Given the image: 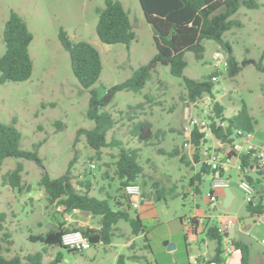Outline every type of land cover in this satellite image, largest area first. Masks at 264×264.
I'll list each match as a JSON object with an SVG mask.
<instances>
[{"label":"rangeland","instance_id":"obj_1","mask_svg":"<svg viewBox=\"0 0 264 264\" xmlns=\"http://www.w3.org/2000/svg\"><path fill=\"white\" fill-rule=\"evenodd\" d=\"M121 1L129 12L136 33V39L129 46L107 44L98 37L96 9L104 7L105 0H0V54L6 50L3 31L11 10L26 20L34 35L30 45L34 63L32 76L25 81L0 84V121L16 126L22 133V147L38 149L44 165L43 168L33 160L14 157L4 160L0 170V211L8 216L4 228L0 229V246L1 253L7 257L42 249L43 243L32 241L30 237L56 228L64 218L63 206L50 204L38 185L44 170L53 178L71 171L76 182H91L92 195L99 198L113 196L110 199L113 204L125 195L124 189L118 190L119 178L115 173L119 148L104 147L99 158L87 144L85 135L78 133L82 128L89 129L95 125L94 120L87 116L91 89L95 88L103 95L106 88L129 78L136 68L148 63L157 52L153 28L145 18L139 0ZM258 2L260 6L257 8L240 6L232 18L240 20L242 25H234L225 33V39L230 42L241 64L255 61L263 69L249 62L235 76H230L227 67L216 64L214 58L216 51L225 55L227 51L217 41L205 39L202 60L196 59L194 52H186L188 64L184 73L188 77L202 79L212 72H219L214 93L225 107V114L233 115L245 103L256 120L255 132L264 136V0ZM60 28H64L71 39L88 41L99 50L103 70L91 88L83 87L74 75L70 54L59 39ZM146 94L153 97V101H149ZM210 99V95H204L196 103L190 102L183 79L172 75L167 65H159L140 92L119 91L104 108L117 120L108 132V139L115 137L126 147L140 149L139 162L144 167V174L137 182L148 197L138 207L132 208L131 213L139 212L141 215L151 249L144 247L143 235H134L129 222L121 220L112 244L97 243L83 253L47 246L44 263L55 260L61 251L63 255L58 264H118L120 254H125V264H145L143 258L130 257L134 254L157 259L159 264H175L176 261L188 264L186 246L193 252L208 248L202 241L205 234H199L197 240L189 229L187 220L198 209L212 214L214 222L219 221V215L244 217L250 221L248 202L239 185L240 171L236 159L229 162V169L220 176L230 181L235 195L231 205H224L222 194L216 206L211 205L209 193L213 173L203 175L198 193L190 185L191 178L199 170V163L192 160L193 148L185 146V126L190 114L205 116V102ZM142 119L152 121L154 131L163 129L166 133L155 137L154 144L140 142L130 134V129L134 121ZM213 141L216 138L208 136L203 148L215 151L220 161L225 162L226 157H221L220 153L229 150V145H215ZM159 148L167 152L177 148L191 164L181 162L180 156L160 153ZM202 155L205 160L206 155ZM18 161L24 164L23 181L30 190L19 191L2 182L3 175ZM92 163L95 167L91 166ZM251 174L257 176L253 172ZM155 182L158 187L154 186ZM260 186L264 189V177ZM90 225L97 226L98 218L92 216L87 226ZM257 227L251 232L254 237L248 240L253 264H264V226ZM5 232L10 233V237L5 236ZM168 243H175L176 247L170 250ZM215 244L216 240H212L210 249Z\"/></svg>","mask_w":264,"mask_h":264},{"label":"trees","instance_id":"obj_2","mask_svg":"<svg viewBox=\"0 0 264 264\" xmlns=\"http://www.w3.org/2000/svg\"><path fill=\"white\" fill-rule=\"evenodd\" d=\"M139 2L146 20L153 28L157 52L148 63L136 68L129 78L106 88L103 95H100L95 88L91 89L87 116L94 120L95 125L92 128H82L78 131L79 134L85 135L87 144L95 150V156L99 158L104 147L119 148L115 170L119 178L118 190H125L127 184L137 182V179L144 174V167L139 162V148L126 147L120 139L115 137H112L111 140L108 139V132L114 127L117 120L113 113L104 110V108L113 101L119 91L140 92L151 78L152 72L159 65H167L170 67L172 75L183 79L186 96L190 102L196 103L204 95H210L214 101L215 114L208 115V119L211 121L208 127L217 139L224 144H229L233 140L232 135L235 129L255 131L256 120L245 103L238 112L227 116L225 107L216 99L214 93L219 72H212L202 79L186 76L184 73L188 64L186 52L192 51L196 59L202 60L205 52L204 40L212 39L227 51V70L230 76H235L241 67L249 62H254L257 68L263 69L261 64L255 61H244L241 64L237 60L230 42L225 39V33L234 25H242L240 20L232 18L240 6L244 4L249 8H257L260 6L258 0H139ZM96 12L98 14L96 32L102 42L107 44L123 43L129 46L136 39L129 12L121 0H105L104 7L97 8ZM33 38L34 35L26 20L18 12L11 10L3 31L6 50L0 54V84L7 81H25L32 76L34 63L30 54V45ZM59 39L70 54L74 75L83 87L91 88L99 80L103 70L99 50L88 41L71 39L64 28L59 30ZM145 96L149 101H153V97L150 95L146 94ZM218 119L225 122L226 125H218ZM165 133L166 131L163 129L154 131L153 123L148 119L134 121L130 129V134L145 144H154L153 139L159 138V134L164 135ZM206 133V131H201L198 126L192 131L191 143L196 151L194 153L196 162H200V148L207 142ZM21 140L22 133L16 126L0 121V170L4 160L8 157L33 160L44 168L38 149L23 148ZM158 151L170 156H180L181 162L191 164V161L186 160V156L181 154L177 148L170 152L163 148H159ZM246 164L245 157H241V167L245 168ZM23 171L24 164L22 161H18L13 169L3 175L2 182L19 191L26 188L30 190L23 181ZM207 173H211L210 166L203 161L201 168L191 178L196 193L200 191L199 185L203 180V175ZM263 173L264 171L259 172L260 175ZM219 175L223 176L222 170H219ZM245 178L253 182L252 177ZM260 180L258 178V181ZM38 185L44 190L50 204L63 206L64 214L75 209L87 211L98 218V226L68 225L66 219L63 218L56 228L50 229L45 234L30 237L32 241L43 243L40 250L7 257L1 253L0 246V264H45L43 259L47 252V246H58L66 248L69 252H75L62 244V236L69 230L82 231L90 238L93 245L97 243L110 245L113 242L117 224L121 220L129 222L134 235L143 234L144 247L151 249L146 226L139 212L131 213V209L136 207L132 205L131 198L126 193L116 199L113 204L110 200L113 196L99 198L92 195L91 182L89 180L76 182L71 171L53 178L47 170H44ZM144 185H146L145 181ZM154 186L158 187V184L155 182ZM147 197L148 194L145 191L142 192L141 203ZM247 211L250 214L264 213L262 194L259 201L247 204ZM7 216L6 212L0 211V229L4 228ZM192 220L195 219L192 218ZM206 235L208 238L216 240L217 246L214 256L203 264L222 263L223 236L218 232L216 222L206 225ZM5 236L10 237V233L5 232ZM232 245L241 251V264H249V245L235 240L232 241ZM62 255V252L59 251L57 258L48 264H58ZM125 257V254H120L117 259L118 264H125ZM130 257L143 258L145 264H158L157 260L145 255L134 254Z\"/></svg>","mask_w":264,"mask_h":264},{"label":"built area","instance_id":"obj_3","mask_svg":"<svg viewBox=\"0 0 264 264\" xmlns=\"http://www.w3.org/2000/svg\"><path fill=\"white\" fill-rule=\"evenodd\" d=\"M214 58L216 59V64H224L227 67L228 59L221 51H216L214 53ZM205 116L190 114L188 116V121L185 126V146L191 147V136L193 129L198 126L201 131H206V138L213 135L212 131L208 127L211 122L208 119V115H214V101L212 99L205 102ZM218 125L225 126L226 123L220 121ZM214 136V135H213ZM215 137V136H214ZM233 140L227 144L230 147V152L236 156L239 160V170L243 173L253 172L259 174V172L264 171V137H259L255 131H242L241 129H235L232 135ZM221 142V141H220ZM223 143V142H221ZM223 145H225L223 143ZM202 153L206 155L204 162L210 166L211 173H213L212 179V189L209 193V199L212 206H216L218 200L217 190L225 189L229 187L230 181L227 178L220 177L219 170H222L224 164L220 161L219 155L209 148H203ZM241 157H245L247 161V166L245 168L241 167ZM203 164V162H202ZM201 164V165H202ZM92 167L95 165L92 163ZM240 188L245 193V198L248 203L257 202V189L256 186L250 182L247 178L243 177L239 182ZM125 193L131 198L132 205L138 207L142 199V186L139 182H132L125 186ZM192 222V219H188V224ZM204 218L199 219V223H204ZM217 223V230L223 236V250L230 253L233 250L232 245V235L231 231L235 226L236 219L232 216H225L223 220ZM255 224L260 225L264 223V215H257ZM264 241V240H263ZM62 244L74 250L78 253H83L85 250L91 248L93 243L90 238L86 236L80 230H69L66 231L62 236ZM191 258H194L191 256ZM197 263V261L195 260Z\"/></svg>","mask_w":264,"mask_h":264},{"label":"crops","instance_id":"obj_4","mask_svg":"<svg viewBox=\"0 0 264 264\" xmlns=\"http://www.w3.org/2000/svg\"><path fill=\"white\" fill-rule=\"evenodd\" d=\"M259 137H264V136H259ZM216 143H218V145H220V146H223V143H221L220 140L217 139V138H216V141H213L212 142V144H215L216 145ZM203 145L201 146L200 153H199L200 162H197V163H199V165H201L202 162L204 161V159L202 157L203 156L202 155L203 154L202 153ZM225 145H227V144H225ZM190 148L191 149L193 148V150H194V151L191 150V157H192V160H194V153L196 151H195V148L193 146H191ZM229 150L228 149H225V150H223V152L220 153V156L221 157H226V161L223 162V164H224V166L222 168L223 174L226 173L227 170L229 169V162L231 160L236 159V161H237V168L239 166V160H238V158L236 156H234ZM201 166H199L198 168L200 169ZM251 173L252 172L243 173V172L240 171V173H239L240 174V180L243 177H247V176L252 177V179H253V182L252 183L256 186V189H257V192H258V194H257V201H259L261 194L264 197V189L261 188V186H260L261 180L264 177V173L262 175L255 173V174H257V176H253ZM258 178H260L261 180L258 181ZM190 185L192 187H194V185L192 184L191 181H190ZM229 188H230L231 192L233 193V190L231 189L230 184H229ZM225 189H219V190H217L218 198H219V195L220 194L224 195V197L226 196ZM142 192H143V190H142ZM234 197H235V195L233 193V199H234ZM233 199H232V202H233ZM232 202H231V204H232ZM262 214L264 215V213H262ZM257 215H261V214H250L248 212V216L250 218V221L247 220V219H245L244 217H234L236 219V223H235L234 228L231 231V235H232L233 241L234 240L235 241H241V242H244V243H246V244L249 245V248H250V260H249V264H253V255H252V250H251V246H250L251 244L249 243V240L248 239L249 238L251 239V238L254 237L252 235V233H251L252 230H253V228H258L257 227L258 225L254 223ZM92 216L93 215L91 213L87 212V211H82V210L75 209V210H73V211H71L69 213H66L64 215V219H66L68 225H70V224H76V225L87 226L88 224H90V220H91ZM225 216H229V215H225ZM225 216L224 215H219L218 216V220L219 221L220 220H223V218ZM189 218H191V219L194 218L195 219L194 221L192 220V222L189 223V225H190L189 226V229L193 232L194 238L196 237V239L199 240V236L198 235L201 234V233L205 234V237L202 238V241H203V243L208 248L206 250H204V251H200L199 250L197 252H193L189 247L186 246L187 257H188L187 262H188V264H203L205 261L211 259L214 256V254H215V249H216V246H217V242H216L215 246L213 247V249H210V244H211V241L213 239L208 238V236L206 235V225L208 223H214L215 220L213 219V215L212 214H208L205 211H202V210H199V209L197 210V212L195 214L191 215ZM200 218H204V221L205 222L204 223H199V219ZM260 225L264 226V223L263 224H260ZM117 226H118V224H117ZM90 227H96V226L90 225ZM140 235H143V234H140ZM136 236H138V235H136ZM191 256H193L194 258H191ZM221 258H222V263L212 262L210 264H241V251L239 249H237L236 247H233V250L230 253L224 251L222 253ZM155 260H157V259H155ZM195 260L197 261V263L195 262ZM157 263H158V261H157ZM175 264H186V263L177 262L176 261Z\"/></svg>","mask_w":264,"mask_h":264},{"label":"water","instance_id":"obj_5","mask_svg":"<svg viewBox=\"0 0 264 264\" xmlns=\"http://www.w3.org/2000/svg\"><path fill=\"white\" fill-rule=\"evenodd\" d=\"M199 166H201V165H199ZM198 166V167H199ZM225 194H226V196H225V200H224V205L225 206H229V205H231V202H232V199H233V193L231 192V190H230V188L229 187H227L226 189H225ZM259 200V199H258ZM252 204V203H251ZM175 246H176V244L175 243H168V248L171 250V249H173V248H175Z\"/></svg>","mask_w":264,"mask_h":264}]
</instances>
